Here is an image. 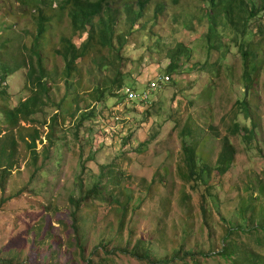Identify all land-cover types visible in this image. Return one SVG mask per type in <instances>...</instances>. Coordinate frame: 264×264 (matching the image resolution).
Here are the masks:
<instances>
[{"label":"rangeland","instance_id":"374dc122","mask_svg":"<svg viewBox=\"0 0 264 264\" xmlns=\"http://www.w3.org/2000/svg\"><path fill=\"white\" fill-rule=\"evenodd\" d=\"M135 1H111L117 18L113 46L93 44L68 77L54 50L62 37L81 46L88 27L74 33L67 14L51 21L38 43L50 100L10 131L0 114V146L5 134L15 141L12 172L2 178L0 170V264H152L122 251L138 239L159 264H236L218 256L226 222L238 220L246 188H262L264 197V13L248 24L254 35L245 41L251 38L257 68L245 80L240 41L230 42V30L220 21L215 49H207L205 0H155L137 25ZM27 7L0 0V74L3 66L22 64L0 80V92H6L1 109L11 110L29 96V66L19 50L33 45L39 21ZM181 48L186 52L179 53ZM170 62L176 68L167 73ZM165 74L170 82L149 104L125 102L121 81L140 90ZM237 100L246 101L247 118ZM92 110L96 117L79 125ZM235 122L253 130L249 140L228 133ZM51 129L55 143L49 150ZM33 130L39 135L36 162L28 148ZM224 137L234 147V161L219 176L214 164ZM191 142L197 166L210 169L208 193L181 178L182 146ZM4 164L0 157V169ZM95 184L100 193L79 206L71 201ZM258 236L236 234L233 240L264 255Z\"/></svg>","mask_w":264,"mask_h":264},{"label":"trees","instance_id":"16d2710c","mask_svg":"<svg viewBox=\"0 0 264 264\" xmlns=\"http://www.w3.org/2000/svg\"><path fill=\"white\" fill-rule=\"evenodd\" d=\"M25 3L29 11L35 9L32 14L35 17H38L39 21V31L38 35L34 40L33 45L27 50L24 46L19 50V57L22 60L23 65L29 66V70L26 73L27 75V89L29 91V96L24 100L19 102L11 110L1 109L0 114L3 116L5 121H8L9 131L12 127H15L23 119L26 120L28 116L35 114L40 110L39 105L43 99L48 102L50 100L49 87L46 84V74L43 67V58L38 51V43L41 37L46 33L48 24L52 21L58 23L62 21L64 15H68L71 19V25L73 26V31H79L80 33L87 31L86 40H84L81 46H77L69 37L61 38V45L59 49L54 50L55 54L60 56L64 61V75L66 77L70 76L71 72L74 70L75 63L78 59H81L87 49L91 48L93 44H98L101 47H112L114 40V27L117 23V18L115 17L114 10L111 7L112 0H20ZM155 0H136L135 5L137 11L133 12L134 17L132 18V23L137 25V22L142 18L146 8L152 4ZM208 3V10H205L206 18L209 22L208 24V33L205 35L207 49H215V39L218 38L216 31L217 22L220 21L221 25L230 30V42L237 43L238 40V50L240 56L243 60L244 66V78H248V70L255 72L257 68V63L255 58L257 56L256 51L252 50L255 48L252 44V41L249 38L248 41H245L249 36L253 37L254 33L249 31L248 24L259 17V13H264V0H205ZM178 2V0H174ZM33 6V7H32ZM35 13V14H34ZM94 19H97L98 22L94 23ZM252 34V35H251ZM1 37V36H0ZM24 36H21V42H23ZM120 43L122 44V38H120ZM7 44V43H6ZM5 44V45H6ZM23 44V43H22ZM4 45V46H5ZM183 47V46H180ZM181 48L179 53L186 52L185 49ZM22 64H17L15 67L3 66L1 68L0 80L5 81L8 76L14 74L21 68ZM175 66L170 62L167 73H172L175 70ZM167 75V74H166ZM117 82L120 80L121 72L117 73ZM169 76V75H168ZM170 78V77H169ZM152 80H149L150 83ZM168 82L164 86H166ZM148 83L146 84L145 89H148ZM120 90L123 89H136L130 87L129 85H124L123 81L119 84ZM139 90V89H136ZM156 92H152L149 98L148 104L152 101ZM0 95H6L5 90L0 92ZM131 103V102H129ZM136 104V103H133ZM139 105V104H136ZM141 105V104H140ZM145 105V104H143ZM235 105L239 107L241 111L244 112L245 118L247 115L248 106L245 100L236 101ZM96 112L92 110L91 112L84 113L79 119V125H83L87 119L95 118ZM53 121H56L54 117ZM228 133L232 136L236 134H242L245 140L253 135V130L247 129L245 125H239L235 122L229 129ZM28 148L32 152V157H34L35 162L38 159L37 149L35 147V142L38 139V132L33 130L30 134ZM48 140L49 150L54 147V133L53 129L50 130L46 136ZM111 137V136H110ZM22 140L23 137L20 136ZM10 148H8V147ZM7 147V148H6ZM15 141L11 139L9 134H5L1 141V150L0 157L5 161L4 166H1V174L3 177L9 176L12 172V157L14 154ZM234 147L228 140V137H224L222 140L221 149L216 157L214 170L219 176H223L227 173L230 166L234 161ZM10 149V150H8ZM45 148L44 152H49ZM182 166L184 170L182 172L181 178H184L187 181H193L194 185H202L206 193H208L209 188H211L210 183L206 181L205 177L210 176V169L207 166L199 168L196 162V146L194 144H184L182 146ZM100 184H95L92 188L87 190L86 195L79 200L71 198V201L76 203L77 206L80 205L82 200L90 198L93 195L100 193ZM246 193L248 197L245 198L242 206L237 212L238 220L234 221L233 219L227 220L226 222V231L227 235L222 237V246L221 250L218 252V256L221 258L230 261L236 262V264H253L257 262L258 259L263 258L264 255L246 244H240L237 241L233 240V237L236 234H245L259 235L255 241L261 245H264V197L263 189L255 191L254 189H247ZM256 193V196L254 194ZM201 204L200 209L203 213H206V197L201 195ZM74 218L76 212H72ZM124 220H121L123 224ZM258 223L260 226L255 227V224ZM76 232L78 233V227L76 225ZM79 241V238H77ZM142 240L138 239L135 241V244L132 248H124L122 251L124 253L132 254V256L140 259L147 260L152 264L161 263L160 259L153 260L152 255L149 249L142 247ZM230 243V246L228 244ZM105 245V243H102ZM226 245L227 247H223ZM81 248L82 245L79 244ZM190 256H193L194 253L188 252ZM165 260V259H164ZM5 264H11L8 260H2ZM234 264V263H233Z\"/></svg>","mask_w":264,"mask_h":264},{"label":"built area","instance_id":"2783aa9c","mask_svg":"<svg viewBox=\"0 0 264 264\" xmlns=\"http://www.w3.org/2000/svg\"><path fill=\"white\" fill-rule=\"evenodd\" d=\"M169 81L168 76H158L148 83V89L137 91L134 89H124L123 92L126 96V100L130 102L147 103L152 92L161 89L162 86Z\"/></svg>","mask_w":264,"mask_h":264},{"label":"clouds","instance_id":"9594fccd","mask_svg":"<svg viewBox=\"0 0 264 264\" xmlns=\"http://www.w3.org/2000/svg\"><path fill=\"white\" fill-rule=\"evenodd\" d=\"M159 76H168V75H159ZM156 77H158V76H155V78ZM169 77V76H168ZM155 78H153V79H155ZM153 79H151V80H153ZM169 80H170V78H169ZM164 86H162L161 87V89L163 88ZM161 89H159V90H161ZM124 90V89H123ZM123 90H121V93L123 94V96H124V100H125V102H127V103H129L130 101H127L126 100V96H125V94H124V92H123ZM134 90H136V89H134ZM142 90H145V88H143V89H140V90H137V91H142ZM159 90H157V91H159ZM157 91H155V92H157ZM149 102V101H148ZM148 102L147 103H139V102H131V103H136V104H141V105H143V104H148Z\"/></svg>","mask_w":264,"mask_h":264}]
</instances>
